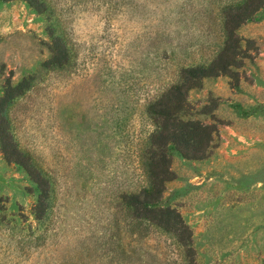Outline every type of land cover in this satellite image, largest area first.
Segmentation results:
<instances>
[{"label":"rangeland","instance_id":"1","mask_svg":"<svg viewBox=\"0 0 264 264\" xmlns=\"http://www.w3.org/2000/svg\"><path fill=\"white\" fill-rule=\"evenodd\" d=\"M244 1L0 0V130L20 152L0 140V264H264V4L243 19ZM237 23L229 71L187 79ZM178 121L215 127L196 158L161 143Z\"/></svg>","mask_w":264,"mask_h":264},{"label":"trees","instance_id":"2","mask_svg":"<svg viewBox=\"0 0 264 264\" xmlns=\"http://www.w3.org/2000/svg\"><path fill=\"white\" fill-rule=\"evenodd\" d=\"M252 1L256 2V7H261L264 4V0H245L243 5L240 7V18L247 19L249 17L246 11ZM237 25L238 23L234 26H230L229 30L227 29L229 31L228 40L226 41L220 53L207 68L197 67L185 70L187 77H189L187 79H193L194 74L196 73H201V75L203 73V76H212L217 75V73L220 71H229V65L235 62L233 56L237 54L235 51V39L232 37L234 29ZM7 93L9 94V90H7ZM174 99L177 102L176 107H179L180 101L182 99L181 93H179V91L178 94H175ZM1 100L3 101V98ZM170 129L172 131L167 134L166 131L168 130V124L163 123L161 125V133L159 136L161 143H165L166 140L169 139L170 141L174 142L181 156L184 158H196V152L202 144V135L206 136L205 142L208 145L213 140L212 135L214 133L215 127L213 125H201L194 121H178L173 123ZM0 133L1 145L7 159L12 161L20 160L18 158L20 152H18V150L14 147L9 138L8 140L5 138L6 134L3 132V130H0ZM161 160V164H159V160L156 162L155 169L153 170L152 188L150 192H147V197L155 198L159 196L162 190L163 181L168 175L166 160ZM137 198L138 196L134 197V200ZM146 213L155 221L157 225L161 226L165 230H168L169 232H172L180 244L185 245L187 242H189V228L183 222L179 214L173 209L151 207L147 209Z\"/></svg>","mask_w":264,"mask_h":264}]
</instances>
